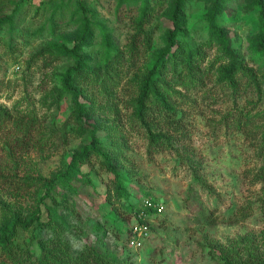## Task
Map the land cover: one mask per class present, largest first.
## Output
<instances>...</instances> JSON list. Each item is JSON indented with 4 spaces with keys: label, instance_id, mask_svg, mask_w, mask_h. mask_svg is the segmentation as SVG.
Instances as JSON below:
<instances>
[{
    "label": "rangeland",
    "instance_id": "rangeland-1",
    "mask_svg": "<svg viewBox=\"0 0 264 264\" xmlns=\"http://www.w3.org/2000/svg\"><path fill=\"white\" fill-rule=\"evenodd\" d=\"M51 1L0 0V18L14 11L12 22L0 24V227L33 219L15 228L17 249L40 257L39 244L55 233L54 252L71 259L91 248L115 264H264V181L256 176L264 167V56L254 49V1H225L217 17L231 58L206 41L210 4L184 1V45L203 53L189 88L173 86L170 98L183 137L161 125L157 111L135 109L140 79L164 48L171 0H160L140 28L135 6L117 0ZM81 6L98 27L78 51L97 77L73 83L79 120L59 73L73 63L66 51L81 29ZM101 28L116 52L110 70L101 62ZM230 59L235 86L218 80ZM92 128L99 151H87L80 174L64 182L59 175L72 154L91 149ZM149 134L169 146L150 145ZM144 193L162 210L145 218L147 233L135 248L128 224L138 219L126 213L140 209Z\"/></svg>",
    "mask_w": 264,
    "mask_h": 264
},
{
    "label": "trees",
    "instance_id": "trees-1",
    "mask_svg": "<svg viewBox=\"0 0 264 264\" xmlns=\"http://www.w3.org/2000/svg\"><path fill=\"white\" fill-rule=\"evenodd\" d=\"M51 4V0H47ZM68 2L73 0H67ZM78 2L79 0H74ZM185 0H171L168 3L167 12L163 13L164 17L169 22V26L165 31V34L162 37V44L164 48L156 53L153 56V60L150 68L144 73L140 79L139 93L137 101L135 103L136 113L144 112H155L157 111L160 114L158 119L161 125H163L167 130L171 131L173 135L183 137V132L180 129L179 120L176 117V110L174 104L171 103V95L176 91L173 90V86L183 88L187 90L189 85L193 81V72L195 67L199 64V61L202 59V50L198 47L199 45H184V41L188 40L187 34L182 27V12H183V3ZM207 4H210L212 8V14L208 17L206 22V41L209 43L215 44L219 47L221 54H227L231 58V52L229 51V41L228 37L223 29L222 25L223 20H218L217 17L224 11L223 4L229 2L230 0H202ZM255 7L258 10V28L259 36L255 42V52L264 56V0H253ZM118 6H135L138 11V20L137 24L140 28V25L145 22L144 20H149L150 16L154 12L155 8L159 6L160 0H117ZM19 4H23V0H18ZM17 3V4H18ZM160 7V6H159ZM60 8V7H58ZM81 8L82 24L81 29L77 35L72 40V47L70 50L66 51L73 58V63L68 67L64 68L59 77L61 79V89L64 92H67L71 97V103L73 110L75 111V118L80 120V107L78 103V86L73 85L76 81L79 86L88 82V76L93 78L92 69H87L88 67V55L84 53H78L79 50L84 49L85 46H88L94 36V28L98 26L90 20V15L87 10ZM61 10V9H60ZM39 10L34 9L36 14ZM14 16V11L7 17L0 18V24L5 22H12ZM52 26V25H51ZM100 36L103 39L104 53L102 58V63L107 65L111 61V55L115 54V51H112L110 39L106 34L105 30L100 29ZM234 60L230 59V62L226 68H222L220 77L218 80L221 82H227L235 86L236 81L234 78L235 72ZM86 72V73H85ZM90 73L92 75H88ZM93 80H96L94 76ZM111 74L109 73L108 79H110ZM106 79V78H105ZM176 95H179L178 93ZM2 114V113H1ZM3 115V114H2ZM5 118V116H3ZM76 120V122H80ZM1 122V121H0ZM18 126V125H16ZM95 130L92 128L90 131V147L91 149L85 150L83 146L81 151L74 153L71 156V160L67 166V169L64 173H61L59 177H64V182L70 181L74 176L79 175L77 166L82 164L88 157V154L96 153L99 151L97 147L100 144V141L94 136ZM63 135V134H62ZM64 136V135H63ZM148 138L150 139V145H157V141H162L160 144H164L165 147L169 146V141L164 136L158 137L157 135L149 134ZM16 142V141H15ZM89 151L90 153H86ZM105 161H108V158L104 156ZM109 169L114 173L116 179V189L117 193L121 199L127 200L128 193L125 189V186L121 182V179L116 171L107 163ZM257 178L264 181V167H262L258 174ZM147 193L143 194V198H148ZM142 199V201L144 200ZM149 199V198H148ZM151 200V199H150ZM141 201V203H142ZM153 203V201L151 200ZM142 207V206H141ZM140 209L135 208L131 205V208L128 209L127 215H130L134 218H137L136 215L141 210H144L146 214L151 216H156L154 209ZM125 217V216H124ZM32 218V217H31ZM37 219V218H35ZM33 219H29L24 222H19L17 219L12 220L10 223H6L0 227V258L3 260V264H115L112 256H105L100 254L98 251H92L91 248L87 249L85 254H81L75 258H66L63 257V254L54 252L57 247L56 234H53V237L50 238L46 243L39 244L40 257L36 256L32 258L31 253H29L26 248V251L29 255H24V252L19 251L15 243L12 242V239L15 236V228H25L29 225V222ZM125 220V219H124ZM132 224H128V229ZM64 244V243H62ZM59 245V244H58ZM65 245V244H64Z\"/></svg>",
    "mask_w": 264,
    "mask_h": 264
},
{
    "label": "built area",
    "instance_id": "built-area-1",
    "mask_svg": "<svg viewBox=\"0 0 264 264\" xmlns=\"http://www.w3.org/2000/svg\"><path fill=\"white\" fill-rule=\"evenodd\" d=\"M142 209H154L156 212V215L161 213L162 208L158 205H154V203L151 202L150 199L146 198L142 201L141 204ZM138 219L137 224L130 225L129 232H130V238H129V244L132 247L138 248L141 245V241L144 239L147 233V222L145 218L149 217L148 214L144 212V210H141L136 215Z\"/></svg>",
    "mask_w": 264,
    "mask_h": 264
}]
</instances>
